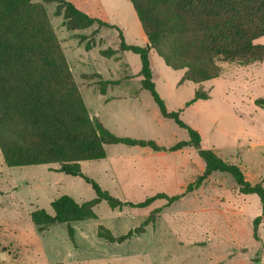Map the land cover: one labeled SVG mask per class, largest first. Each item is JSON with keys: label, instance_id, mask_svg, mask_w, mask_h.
<instances>
[{"label": "rangeland", "instance_id": "rangeland-1", "mask_svg": "<svg viewBox=\"0 0 264 264\" xmlns=\"http://www.w3.org/2000/svg\"><path fill=\"white\" fill-rule=\"evenodd\" d=\"M90 17L121 29L128 44L145 46L147 39L130 1L67 0ZM67 58L76 86L91 118L118 137L154 141L166 148L188 141L186 128L163 118L150 92L143 88L140 59L120 52L115 29L92 27L68 31L57 4L43 3ZM264 45V37L255 41ZM87 44L91 49H87ZM114 50L106 57L102 52ZM151 59L156 90L169 112L183 109L180 121L198 132L201 146L239 167L252 184L264 179L263 59L242 65L217 61L219 78L181 83L154 51ZM100 81L108 82L101 94ZM197 91L207 99L187 107ZM101 161L82 162L83 175L123 202L139 203L158 193L183 194L203 174L198 149L155 152L124 144L106 145ZM57 166L8 168L0 153V264H264V211L256 195H241L233 177L212 173L203 185L166 207L158 200L147 208L112 210L103 202L97 218L50 226L39 232L31 213L69 195L78 203L95 197L81 177L56 172ZM146 232L124 243L98 237L100 228L115 237L139 227L152 213ZM260 219V220H259ZM259 220L257 230L255 223Z\"/></svg>", "mask_w": 264, "mask_h": 264}, {"label": "trees", "instance_id": "trees-1", "mask_svg": "<svg viewBox=\"0 0 264 264\" xmlns=\"http://www.w3.org/2000/svg\"><path fill=\"white\" fill-rule=\"evenodd\" d=\"M57 4L56 16H62L68 31L85 30L95 24L118 31L120 52L139 56L143 88L156 102L163 118L186 128L188 141L169 148L154 141L118 137L90 116L76 86L67 58L43 4L32 0H0V153L8 168L57 166L56 172L81 177L95 192L90 201L78 203L62 195L51 203L52 214L45 209L31 213L39 232L50 226L65 224L71 238L72 223L97 218L95 208L105 202L112 210L125 207L147 208L158 200L166 207L199 189L214 172L231 175L242 195H256L264 211V179L251 184L236 165L221 159L201 146V137L180 121L183 109L169 112L156 90L151 59L154 51L166 66L184 71L181 83L202 84L219 78L217 61L247 65L263 59L264 45L255 41L264 37V0H127L130 1L147 39L145 46L126 42L121 29L90 17L67 0H42ZM87 49L91 45L87 44ZM116 53L103 51L106 57ZM108 82L100 81L104 95ZM197 91L187 107L207 99ZM255 104L264 108V99ZM124 144L148 148L155 152H176L187 147L198 149L205 169L183 194L158 193L139 203L123 202L105 191L81 172L82 162L101 161L107 156L106 145ZM154 211L139 227L115 237L100 228L98 237L109 243H124L143 235L153 222ZM260 220V219H259ZM259 220L255 223V231Z\"/></svg>", "mask_w": 264, "mask_h": 264}, {"label": "crops", "instance_id": "crops-1", "mask_svg": "<svg viewBox=\"0 0 264 264\" xmlns=\"http://www.w3.org/2000/svg\"><path fill=\"white\" fill-rule=\"evenodd\" d=\"M187 148H192V147H187ZM184 149H186V148H184ZM184 149H182V150H184ZM182 150H180V151H182ZM176 152H178V151H176ZM243 172V171H242ZM245 175V174H244ZM247 180V179H246ZM248 181V180H247ZM250 183H251V181H249ZM252 184V183H251ZM257 184V183H256ZM242 195V194H241Z\"/></svg>", "mask_w": 264, "mask_h": 264}]
</instances>
